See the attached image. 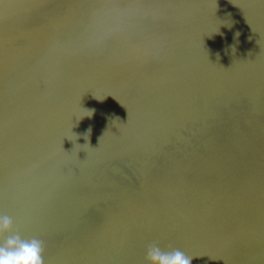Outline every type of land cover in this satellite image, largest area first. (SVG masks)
Listing matches in <instances>:
<instances>
[{
  "label": "bare ground",
  "instance_id": "obj_1",
  "mask_svg": "<svg viewBox=\"0 0 264 264\" xmlns=\"http://www.w3.org/2000/svg\"><path fill=\"white\" fill-rule=\"evenodd\" d=\"M5 215L44 264H264V0H0Z\"/></svg>",
  "mask_w": 264,
  "mask_h": 264
},
{
  "label": "clouds",
  "instance_id": "obj_2",
  "mask_svg": "<svg viewBox=\"0 0 264 264\" xmlns=\"http://www.w3.org/2000/svg\"><path fill=\"white\" fill-rule=\"evenodd\" d=\"M85 139H88V135ZM12 224L9 216L0 217V235L11 232ZM43 253L44 246L40 239H25L19 234L8 235L0 243V264H44ZM191 259L178 249L162 251L157 244L150 245L146 255L148 264H191Z\"/></svg>",
  "mask_w": 264,
  "mask_h": 264
}]
</instances>
